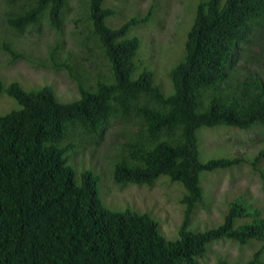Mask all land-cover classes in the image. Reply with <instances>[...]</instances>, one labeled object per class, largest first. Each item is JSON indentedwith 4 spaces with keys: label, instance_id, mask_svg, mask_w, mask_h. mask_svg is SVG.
<instances>
[{
    "label": "trees",
    "instance_id": "16d2710c",
    "mask_svg": "<svg viewBox=\"0 0 264 264\" xmlns=\"http://www.w3.org/2000/svg\"><path fill=\"white\" fill-rule=\"evenodd\" d=\"M69 1L4 0L2 50L12 60L23 57L6 41L10 32L39 30L43 21L62 30ZM127 1L79 0L78 45L101 58L105 71L93 73L77 58L57 63L60 45L51 48L52 64L73 77L78 98L63 100L50 84L25 88L0 78V96L13 104L0 115V264H202L208 248L223 239L259 245L243 263L219 258L215 264H264V216L243 196L229 199L217 226L190 228L205 202L204 176L249 163L264 179L258 167L264 148L252 160L199 157L202 127L259 126L257 136L264 135V0H200L183 55L166 75L169 91L132 34L147 25L153 7L118 27L105 22L116 13L108 2ZM106 131L111 146L101 157L110 160V174L102 184L152 188L167 177L182 185L176 238L167 239L148 212L107 207L101 175L70 163L86 145L94 155Z\"/></svg>",
    "mask_w": 264,
    "mask_h": 264
},
{
    "label": "rangeland",
    "instance_id": "374dc122",
    "mask_svg": "<svg viewBox=\"0 0 264 264\" xmlns=\"http://www.w3.org/2000/svg\"><path fill=\"white\" fill-rule=\"evenodd\" d=\"M199 1L129 0L121 4L108 2L107 5L116 13L105 22L111 27H118L133 16L144 15L149 6L153 7L154 14L147 25L133 29L132 34L139 35L140 47L145 49L143 54V58L147 59L145 63L157 70V80L164 90L169 91L166 75L169 68L175 65L183 55L186 32L192 24L194 9ZM3 8L4 0H0V19ZM81 8L82 4L79 0L69 1L65 9L62 30H57L43 21L39 30L29 27L20 35L8 33L6 41L11 40L13 48L22 53L23 57L12 60V56L2 50L0 42V78L5 81L17 79L16 81L25 88L50 84L61 99L78 98L75 80L65 68L54 67L49 53L51 48L59 44L61 50L56 51L57 63L66 58H69L71 62L79 59L93 73L98 69L106 70L100 61L101 58L88 57L78 45L79 34L82 36L79 30L83 24L76 19ZM3 31L4 27L0 22L1 38ZM257 49L253 48L255 52ZM81 56L86 57L87 60ZM93 60L97 61L98 66H90ZM262 71L264 72V69ZM11 106L13 104L10 97L1 95L0 115L5 114ZM117 128L118 125L115 123L111 131ZM258 128L259 126H255L244 130L232 126L202 127L199 131L201 161L220 156H237L252 160L264 148V135L257 136ZM105 133L106 138L104 137L103 142H99L94 155H91L93 145H86L83 152L71 158L72 161L70 159V163L79 172L82 169H93L101 175L99 190L107 207L114 210L132 209L148 212L159 223L160 231L167 239L176 238L183 220L184 205L180 203V197L184 192L182 185L169 181L167 177L158 178L156 180L158 182L152 188L130 183L115 184L111 180H108L106 185L102 184L101 181L110 174L107 172L110 170V160L102 158L107 150H110L109 145L111 146V136L107 131ZM258 167L264 170V157ZM104 171L106 172L103 173ZM201 185L204 189L205 202L194 212L190 220L191 229L196 227L201 230L217 226L227 209L229 199L234 196H243L247 203L256 205L264 216V179L253 170L249 163L223 173L206 175L202 178ZM258 245L256 241H251L248 245H240L226 239L217 241L208 248L202 264H215L219 258L229 262L243 263L250 258ZM261 259L264 261V251Z\"/></svg>",
    "mask_w": 264,
    "mask_h": 264
}]
</instances>
